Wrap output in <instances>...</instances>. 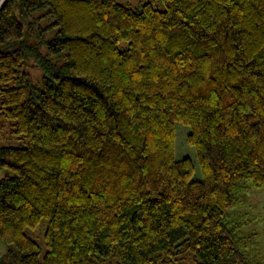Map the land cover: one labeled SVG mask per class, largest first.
Wrapping results in <instances>:
<instances>
[{
    "label": "trees",
    "instance_id": "trees-1",
    "mask_svg": "<svg viewBox=\"0 0 264 264\" xmlns=\"http://www.w3.org/2000/svg\"><path fill=\"white\" fill-rule=\"evenodd\" d=\"M160 1H1L0 264H261L233 209L264 186V0Z\"/></svg>",
    "mask_w": 264,
    "mask_h": 264
},
{
    "label": "rangeland",
    "instance_id": "rangeland-1",
    "mask_svg": "<svg viewBox=\"0 0 264 264\" xmlns=\"http://www.w3.org/2000/svg\"><path fill=\"white\" fill-rule=\"evenodd\" d=\"M122 4H129L137 6L141 1L144 0H117ZM153 2L157 8H162L163 5L160 0ZM31 75V81L36 87H41V71L35 67H26ZM188 134V128L183 125H176V157L189 156L194 164V177L198 178L201 175L200 168L196 161L195 151L186 141V135ZM24 141L18 139L11 132L10 123L0 118V147L2 146H13L18 147L23 145ZM4 171L0 169V178L4 175ZM241 196V204L238 205L233 212V217L237 216V219L247 220L250 222L243 230L244 236H251V241L248 244L249 253L261 264H264V186L255 188L250 182H246L245 187L239 194ZM239 214L241 216H239ZM239 216V217H238ZM46 221L42 219L37 227L27 229V233L32 237L41 248V256L45 252V244L43 233L45 229ZM5 247L0 243V252H3ZM175 264H194L190 254H184L180 256Z\"/></svg>",
    "mask_w": 264,
    "mask_h": 264
},
{
    "label": "water",
    "instance_id": "water-1",
    "mask_svg": "<svg viewBox=\"0 0 264 264\" xmlns=\"http://www.w3.org/2000/svg\"><path fill=\"white\" fill-rule=\"evenodd\" d=\"M2 0H0V3H1Z\"/></svg>",
    "mask_w": 264,
    "mask_h": 264
}]
</instances>
